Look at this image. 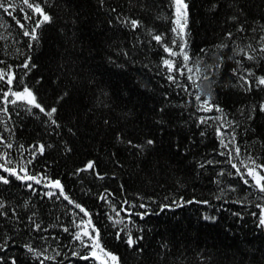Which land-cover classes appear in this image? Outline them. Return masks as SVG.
I'll return each instance as SVG.
<instances>
[{"label": "trees", "instance_id": "obj_1", "mask_svg": "<svg viewBox=\"0 0 264 264\" xmlns=\"http://www.w3.org/2000/svg\"><path fill=\"white\" fill-rule=\"evenodd\" d=\"M11 2V16L0 9V165L41 182L0 167V264H99L73 239L89 218L119 264H264V193L246 175L253 160L264 164V0H185L183 40L173 0H35L51 17L38 41L23 32L42 17L25 20L31 10ZM184 42L188 62L164 50ZM9 70L13 91L27 86L56 108L51 119L4 98ZM129 232L141 237L133 247Z\"/></svg>", "mask_w": 264, "mask_h": 264}, {"label": "snow or ice", "instance_id": "obj_2", "mask_svg": "<svg viewBox=\"0 0 264 264\" xmlns=\"http://www.w3.org/2000/svg\"><path fill=\"white\" fill-rule=\"evenodd\" d=\"M174 6H175V19L173 21V23L175 24V27L172 29V31L174 33L177 34V37L180 38L181 40H183L184 35H186L185 29L187 27V23H188V4L185 2V0H173ZM22 5L23 7H21L19 10L21 12H25V8L28 10H31V13L25 12L24 15V19L25 20H31L33 19V15L37 14L39 17H42V19L37 20L35 23V26L33 28H31V30H25L23 32L24 36H28L30 37L31 41H38V29L46 22H49L51 17L45 13V11L43 10V8L41 7V5L39 3H36L35 0H22ZM16 6L11 2V0H3V2H0V9H3L9 16L12 15V11H9V9H12L13 11L15 10ZM15 19V17H13ZM17 23H19V21H17ZM131 25L133 28H136L138 26V21L136 20H131L130 21ZM21 28H25L24 24L20 25ZM229 36H231V33H229ZM157 42L161 41V37L159 35H156L153 37ZM262 40H264V37H261ZM173 44H176V40L173 41ZM31 47V44L29 45ZM227 45H221V47H226ZM186 42L181 43L179 45V53L172 51V49L170 47H165V52L169 53L170 56H177V55H181L183 57V60L185 62H188L190 60V56L188 55L187 51H186ZM261 51L264 52V48H261ZM247 59L252 60L254 59V57L252 56H247ZM237 63L239 64L240 61H237ZM163 64L166 66L167 70L169 73L173 72L174 68H175V62L169 59H165L163 60ZM25 69L29 68V62L26 60L24 62V64L22 65ZM182 67L187 68L188 65L187 63H185ZM217 67H219V65H217ZM177 71H179V68H176ZM189 72L192 71L191 68L188 69ZM197 71H199V68H197ZM254 73L249 72L248 76H253ZM205 79H207V77H204ZM15 77L13 76V74L11 73V70H9L8 74H7V79H6V83L9 86L8 90L5 91L3 93V96L5 99H7L9 96L13 97V99L9 100L8 102L15 105L17 104L18 101L20 102H25L28 105L38 108L41 112H44L49 119H51L53 117V114L56 112V108H52L51 110H46L44 107L41 106L40 103L37 102V97L33 94V91L25 86L23 88L22 91H13L12 85H13V81H14ZM174 78L172 76H169V80H173ZM5 80V74L3 71H0V81ZM189 80H192V77H189ZM240 80H242L244 82V84H248V80L246 77L241 76ZM256 85L257 86H262L264 87V76H259L256 77ZM250 90V88H249ZM203 93L197 94L196 95V100L200 101V96ZM210 99V96H209ZM209 99H205L202 103H201V109L203 111H210L212 110V106L209 105ZM260 111L264 112V103H261L259 105ZM30 110V109H29ZM218 112H222V109H220L219 107H216L215 109ZM5 113L7 112V109H4ZM219 119V118H217ZM53 123H55V120L52 121ZM218 135H220L219 129L217 130ZM235 140V137H233V141ZM2 142V141H0ZM130 143V142H129ZM148 144H152L153 141L149 140L147 141ZM221 145L222 147H227L226 144H224L223 139H221ZM6 147L11 148L12 145L11 144H7ZM40 151H43V146L40 147ZM237 155H239L240 149L237 147L235 149ZM231 155V154H229ZM2 158V157H0ZM10 162V161H9ZM230 162V161H229ZM29 163H31V161H29ZM0 167H3V171L8 172L10 175L12 176H16L17 179L20 180H31V181H35V183L39 184L41 182L40 179H38L35 175H29L27 174V172L25 171L24 167L21 166L20 171L25 172L24 176H19L17 175L16 169L14 168H9V167H4L2 165H0ZM88 169H92L94 168V164L92 162H89L88 165L86 166ZM232 167L237 169V174L240 175V170L239 168H237L236 164H232ZM261 169L264 170V164H256V162L253 160L252 162V166L248 167L247 169V173L246 175L251 177L252 180L255 183L256 188L261 192L264 193V174H261V172H258L257 169ZM243 178V177H242ZM0 181H2L3 183L7 184L9 181L8 179L4 178L3 176H0ZM245 184L248 183L247 180L244 181ZM51 187L60 189V195L64 196L65 200H68V202L70 204H74V206L76 208H78L80 210V212H82L84 214V216H90L89 212L82 207L80 204H76L74 201L70 200L69 197L67 195L64 194L63 192V188L60 184L59 180H55V181H50L49 182ZM29 187H31V185H29ZM48 195H52V193H48ZM101 199H104V197L102 196ZM0 207H3L2 204H0ZM140 207H144V205H140ZM113 211H116L115 209H113ZM3 213H0V215H2ZM116 216L119 217L120 216V212L116 211ZM143 218V217H141ZM111 219V217H110ZM123 223L122 220L117 219L114 221V224H121ZM260 224L264 225V216L261 217L260 219ZM40 226L37 225V228H39ZM77 228L80 229V231H77L74 235H73V239L75 241L80 242V245L84 248H91V251L88 252L87 255L81 256V259L87 260L90 257L94 258L95 260H97L99 262V264H119V258L114 255L112 252L107 251L104 247L101 246L100 243V239H99V231L92 225V220L91 218H89L87 221L81 220L79 224L76 225ZM91 228V232L94 233V235L90 234L88 229ZM65 232L68 231L67 228L64 229ZM117 239L121 238V233L117 232ZM87 238V241L84 238ZM141 239V237H136L133 238V236L131 235V233L129 232L127 234V240L126 243L128 244L129 247H133L134 245L137 244L138 240ZM88 241H90L91 243H88ZM28 247V251H33V249L29 246ZM59 254V253H57ZM78 252H73V255H78ZM45 259H51V257H45ZM12 264H15V260H13Z\"/></svg>", "mask_w": 264, "mask_h": 264}]
</instances>
